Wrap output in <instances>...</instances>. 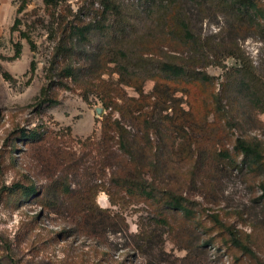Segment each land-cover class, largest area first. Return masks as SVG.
Returning <instances> with one entry per match:
<instances>
[{"label":"rangeland","instance_id":"rangeland-1","mask_svg":"<svg viewBox=\"0 0 264 264\" xmlns=\"http://www.w3.org/2000/svg\"><path fill=\"white\" fill-rule=\"evenodd\" d=\"M257 1L264 7V0ZM85 5L86 0H67L47 8L42 0H0V264H264V171L234 168L242 159L234 151L237 139L257 144L264 152V85H241V90L224 85L228 69L241 68L252 74L244 62L225 51L217 58L211 56L212 62L205 67L198 65L215 78V93L222 94L234 118L230 124L225 120L217 123L219 137L215 145L204 140L188 141L195 152L204 147L208 153L191 184H185V178L196 158L171 163L175 170L169 171L168 180L183 185V194L199 204L202 212L194 218L198 222L188 223L181 216L171 215L167 222H158L149 206L134 200L112 205L101 188L107 186L110 170H103L92 149V143L100 138L102 116L109 110L103 109L96 95L81 88H57L58 103L36 106V97L46 84L45 70L58 23L72 21ZM94 8L100 9L98 4ZM189 14L194 30L202 38L217 32L223 23L211 13L202 18L196 7ZM176 33L180 34L181 29ZM222 38L236 40L253 61L257 76L264 80V42L245 28L230 29ZM17 46L20 50L16 56ZM168 49L184 58L190 56V51L180 45L163 48ZM103 77L113 82L118 79L116 74ZM153 86L152 81H146L144 92L149 94ZM123 88L128 96H137L132 88ZM174 96L182 99L180 107L186 111V96L181 92ZM171 114V109L162 112V116ZM113 117L119 116L114 113ZM212 120L210 115L208 121ZM36 125L51 131L52 144L48 145L46 158H37L21 144L10 153V132ZM185 140L174 134L167 145L178 149ZM150 141L156 145L159 138L151 133ZM65 157L80 162L79 174L68 175L70 189L98 188L95 204L111 217L105 227L93 221L84 226L64 205L51 208L33 200L18 205L5 201L3 189L20 180L49 189L51 182L60 179V164ZM213 214L251 246L256 259L245 257L220 240L208 216ZM210 239L212 242H207Z\"/></svg>","mask_w":264,"mask_h":264},{"label":"trees","instance_id":"trees-1","mask_svg":"<svg viewBox=\"0 0 264 264\" xmlns=\"http://www.w3.org/2000/svg\"><path fill=\"white\" fill-rule=\"evenodd\" d=\"M42 1L47 8L67 2ZM95 4L100 9L94 8ZM194 7L202 12V18L211 13L214 18L222 19L217 32L203 38L196 33L189 14ZM179 28L180 34L176 33ZM241 28L264 42V7L257 0H86L84 11L72 21L58 23L45 70L46 84L36 97V106L58 103L57 88H81L87 94L96 95L103 109L109 110L102 116L100 138L92 143V149L100 158L103 170H110L107 186L101 187L110 203L116 205L126 199L134 200L149 206L158 222H167V216L171 215L196 223L194 218L202 209L183 194L180 188L183 185L168 180L169 171L175 170L174 165L170 166L173 161L194 156L195 166L185 178V184H191L199 164L208 159V153L204 147L195 152L188 141L202 143L204 140L206 144L215 145L219 137L217 123L222 120L228 124L234 122L222 94L215 93V78L200 70L198 65L205 67L212 62L211 56L217 58L225 51L244 62L252 74L248 75L241 68L228 69L224 85L235 90H241V85H264L253 61L239 43L222 38L226 31ZM171 45L186 48L190 56L184 58L174 49L163 50ZM19 50L17 46L16 56ZM105 74H116L118 79L116 82L104 79ZM148 80L154 86L146 94L143 85ZM124 86L132 88L137 96H128ZM176 92L186 96V111L180 107L182 99L174 96ZM87 94L84 93L85 99ZM169 109L171 117L162 116V112ZM114 113L119 117H113ZM210 115L212 121H208ZM151 133L159 138L156 145L150 141ZM174 134L186 138L178 149L172 144L167 145V140ZM9 140L10 153L21 144L37 158L44 159L48 145L52 144L51 131L37 125L31 129H14ZM234 151L242 157L234 168L264 171V152L257 144L237 139ZM60 165L62 175L51 182L49 189L43 190L34 182L20 180L3 189L5 201L18 205L33 200L51 208L64 205L71 215L83 221L84 226L93 221L95 225L105 227L111 217L107 210L95 204L98 188L70 189L68 175L79 174L80 162L65 157ZM262 191L264 200V186ZM208 216L227 247L239 250L249 259H256L251 246L240 240L218 215ZM213 244L218 246L216 242Z\"/></svg>","mask_w":264,"mask_h":264},{"label":"water","instance_id":"water-1","mask_svg":"<svg viewBox=\"0 0 264 264\" xmlns=\"http://www.w3.org/2000/svg\"><path fill=\"white\" fill-rule=\"evenodd\" d=\"M98 112H99V110H98Z\"/></svg>","mask_w":264,"mask_h":264}]
</instances>
